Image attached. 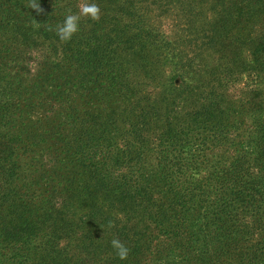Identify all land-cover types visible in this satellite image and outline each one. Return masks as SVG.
<instances>
[{
  "label": "trees",
  "instance_id": "obj_1",
  "mask_svg": "<svg viewBox=\"0 0 264 264\" xmlns=\"http://www.w3.org/2000/svg\"><path fill=\"white\" fill-rule=\"evenodd\" d=\"M82 2L0 0V264H264V0H87L100 19L60 40ZM180 7L210 24L205 51L251 55L248 114L231 99L246 73L220 62L193 71L184 107L162 95Z\"/></svg>",
  "mask_w": 264,
  "mask_h": 264
},
{
  "label": "rangeland",
  "instance_id": "obj_2",
  "mask_svg": "<svg viewBox=\"0 0 264 264\" xmlns=\"http://www.w3.org/2000/svg\"><path fill=\"white\" fill-rule=\"evenodd\" d=\"M202 1V0H200ZM192 0H188V4L189 6L192 5ZM212 5L208 4L205 6V9L203 10V13L205 14V18L206 15L209 14L210 9H211ZM183 8L180 7V9H176L175 11H173V15H172V19L168 18L169 20H164L163 23V27L164 29H166L167 34H166V40L167 41H172L170 42L171 45L169 46L170 48H173L172 50L175 51V53H171L169 55V57L174 61V63L176 64H181V71L180 68L178 69V74L179 75H168V78L164 79L163 81L165 82L166 85H171L173 82H175L176 86L179 87L176 90H166L164 92H161L163 96H165L166 98L169 99L171 105L173 104V102H177L178 106L180 108L184 107V102L183 100H181L180 95H181V91L182 89L186 86V84L189 82L187 81L190 78V75H193V71L197 70L198 65H200V63H202V65H204L203 67L205 69H209L213 67V61L214 62H220L222 63V68L224 69H228L230 70L231 74L236 76V79H239L238 76L240 75L241 71L246 73V76H244V78L242 80H237V83H239V85L237 86V89H235V92H233V95H231V99L235 101V105L237 106V109L239 111H242L245 114H248L250 112V110L248 108L246 101H244V97H243V92L242 90H247L249 89V87H253L257 84V82H255V77H253L252 75L249 76L250 71L251 72H255L252 68V57L250 54H248V52H246V54H239L238 51H236V45L235 48H233V50L235 51V53L233 54L231 51L226 50L225 48L222 49V47L219 48V50H212L211 48L207 49L205 51V46L203 45V43L205 42L202 36V32L204 31V29H208L210 27V24H206L203 31L199 32L198 28L196 26H191L188 21L183 18ZM182 10V13L180 12ZM74 11H78L76 10V8H74ZM150 13H156V12H152L150 11ZM210 21V20H209ZM202 47H201V46ZM232 49V48H231ZM218 52V56H217V52ZM222 54H225L227 56H224L222 58H220L222 56ZM232 55V56H230ZM28 54H21L18 55V57H16V59H12L13 62L17 61V60H24V59H28ZM206 59L207 61H209V63L207 65L206 64ZM219 59V61H218ZM205 60V62H204ZM232 60L231 63H229V61ZM242 61L246 62L247 68L248 70H244V68H246ZM192 63L191 66H187L188 63ZM14 64H9L8 66V71L11 72V70L14 68L13 66ZM6 66V68H7ZM202 67V68H203ZM173 67H168L169 72L173 71ZM23 74H28L26 73V70H22ZM187 72V74H186ZM17 73L16 68L13 69L12 72V76H14ZM181 73L183 75H185L186 79H184V77H181ZM22 74V73H21ZM16 77V76H14ZM143 77H147L143 76ZM149 77V76H148ZM209 82L210 86L211 85H215L218 86V91L222 92V86L217 82L214 81L212 76H209ZM169 79V80H168ZM193 83V81H192ZM55 85H58V83H55ZM195 85V84H194ZM241 85V88H240ZM248 87V88H245ZM90 93V91H88L87 93H85V95L88 96V94ZM26 93H24L22 96L18 97V101L21 102L23 104V107L21 108H26ZM60 95H57V99L59 98ZM91 97L88 96V101H90ZM228 100L227 98V109L230 107V100ZM245 106V107H244ZM190 105L186 104L185 108H189ZM227 111V110H226ZM225 111V112H226ZM42 111H29V113H27L25 115V119L22 120L24 123H27V119L30 116L31 119H34L35 121L38 119V117L41 115ZM222 113V112H221ZM57 121H59V117L56 116ZM40 127L42 128H51L52 125L51 123H41L39 124Z\"/></svg>",
  "mask_w": 264,
  "mask_h": 264
},
{
  "label": "clouds",
  "instance_id": "obj_3",
  "mask_svg": "<svg viewBox=\"0 0 264 264\" xmlns=\"http://www.w3.org/2000/svg\"><path fill=\"white\" fill-rule=\"evenodd\" d=\"M81 17L99 20L101 17V8L95 2H87L84 0L79 6L76 14H68L63 22L56 27L57 35L60 40L68 42L80 30ZM112 247L116 250L117 256L121 260H126L129 256L130 249L118 238L111 241Z\"/></svg>",
  "mask_w": 264,
  "mask_h": 264
}]
</instances>
